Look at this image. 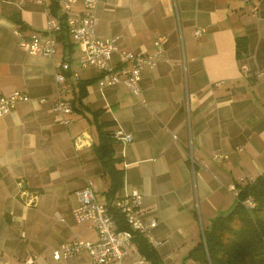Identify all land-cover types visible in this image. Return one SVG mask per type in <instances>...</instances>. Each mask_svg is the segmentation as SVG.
<instances>
[{
	"label": "crops",
	"instance_id": "crops-1",
	"mask_svg": "<svg viewBox=\"0 0 264 264\" xmlns=\"http://www.w3.org/2000/svg\"><path fill=\"white\" fill-rule=\"evenodd\" d=\"M52 2H0V96L14 90L29 96L0 116V264L28 257L34 264H91L84 251L52 258L72 239L97 240L94 227L73 215L75 191L90 182L97 200L106 202L109 186L94 150L91 112L54 111L56 61L78 73L65 94L70 103L84 93L90 111L105 109L99 119L113 121L112 133L131 135L127 142L114 137V157L124 169L117 196L141 194V218L157 220L148 234L163 263L199 264L185 258L210 222L198 220L195 198L218 205L227 191L235 199L230 185L264 172V81L251 76L264 67V0H97L96 35L116 38L111 65H121V51L153 53L164 35L156 66L141 73L140 95L121 84L100 87L95 67H79V45L70 34L69 40L61 37L62 11L51 10ZM72 8L81 11L80 0ZM55 16L54 56L30 54L20 41L34 30L44 35L47 19ZM197 27L204 28L200 35ZM237 38L246 42L241 57ZM212 153L226 157L214 161ZM141 255L133 240L127 263L138 264Z\"/></svg>",
	"mask_w": 264,
	"mask_h": 264
},
{
	"label": "built area",
	"instance_id": "built-area-1",
	"mask_svg": "<svg viewBox=\"0 0 264 264\" xmlns=\"http://www.w3.org/2000/svg\"><path fill=\"white\" fill-rule=\"evenodd\" d=\"M2 0H0L1 2ZM44 2L46 0H37ZM79 0H56L61 9L62 20L68 26L71 38L76 41L80 48V54L77 58L79 67L93 66L99 73L97 83L100 87L112 86L116 84L123 85L130 93L140 95L141 73L144 68H154L160 58L163 50L164 35L156 38L155 50L149 55H138L129 51L120 52V64L113 66L109 63L111 54L117 51L116 38L100 39L96 35L95 25L97 16L95 6L97 0H80L81 11L73 10V5ZM47 11H50L47 8ZM59 25L58 18L51 17L47 19L45 34L39 31H31L27 39H22L20 45L27 48L30 54H41L53 57L55 54V38L53 31ZM204 31L203 27H197L194 30L196 35ZM18 34L21 31L15 30ZM246 70V66L242 65ZM264 81V67L257 69L251 74ZM54 79L57 85V100L54 105V111L57 114H68L72 111L71 103L66 99L65 94L69 92L74 82L79 80L77 71H72L67 61H56L54 67ZM29 96L20 91L14 90L7 96H0V116L10 113L17 103L26 101ZM67 123L68 119H62ZM114 137L121 142L131 140V135L121 130L113 133ZM214 161H220L226 155L221 153H212ZM230 189L237 192L235 186L230 185ZM78 197V204L73 209V215L77 223L89 222L97 232V240L89 241L81 238L72 239L63 243L52 252L54 260L66 259L75 256L81 252H86L90 258L91 264H128L127 258L129 248L133 244L135 232L145 234L150 244L154 247L157 241L154 240L148 231L157 224L154 218L147 222L141 218L142 197L137 190H132L127 195L117 198L114 201L116 209L124 215L129 229H117L114 218L109 213L106 204L97 200L95 191L90 182L75 191ZM251 203L250 199L245 200ZM138 264H149L147 259L141 255ZM35 258L28 257L14 264H34Z\"/></svg>",
	"mask_w": 264,
	"mask_h": 264
},
{
	"label": "trees",
	"instance_id": "trees-1",
	"mask_svg": "<svg viewBox=\"0 0 264 264\" xmlns=\"http://www.w3.org/2000/svg\"><path fill=\"white\" fill-rule=\"evenodd\" d=\"M50 6L54 11L58 7L56 0ZM59 18L62 19L63 16L60 15ZM61 23L60 35L69 40L68 26L65 21ZM245 52V40L237 38V57ZM252 77L256 78L254 75ZM88 82L90 81L82 82L80 88H84ZM82 94L84 93L81 92V96L71 100V106L73 111L88 110L93 116L97 133L94 150L103 173L109 178V186L104 192L106 202L103 203L114 218L116 228L130 230L124 215L114 205L123 187L124 169L118 166L121 159L114 157L115 138L110 129L113 121L100 120L99 117L105 109L90 111L82 102ZM233 185L237 192L234 193L236 201L231 210L210 219L208 226L203 229V237L188 251L186 259L191 258L199 264H264V172L250 181L235 182ZM246 199H250L251 203H246ZM133 240L149 264H164L158 250L150 244L146 236L135 232Z\"/></svg>",
	"mask_w": 264,
	"mask_h": 264
},
{
	"label": "rangeland",
	"instance_id": "rangeland-1",
	"mask_svg": "<svg viewBox=\"0 0 264 264\" xmlns=\"http://www.w3.org/2000/svg\"><path fill=\"white\" fill-rule=\"evenodd\" d=\"M188 152H189L188 156L190 157L191 156L190 150ZM218 163L219 162H217V164ZM191 182H192V185H193V188H194V195H195V194H197L196 193L197 176L195 175V173H194V175L191 178ZM217 182L220 183V180H219L218 176H217ZM222 190L226 191L225 187H223ZM218 191H220V189H218ZM232 199H234V198L231 196V193L227 192V191L225 193V197H223L222 199L218 197L217 200L221 201V203H219L218 205L214 201H211V203L206 204V202L205 203H203L202 201L199 202L198 198H195L194 212H195L198 220L201 219L203 225H205L206 221H208V220L210 221L211 218H213L215 216H218V215H224L227 212H229L231 210V208H232V205H234V203L236 201V199H234V203H233ZM207 212H208V215L211 216L210 219L208 217H206V215H205ZM200 213H202V214H200ZM262 216L264 217V212H263ZM179 264H189V262H184V260H183Z\"/></svg>",
	"mask_w": 264,
	"mask_h": 264
}]
</instances>
